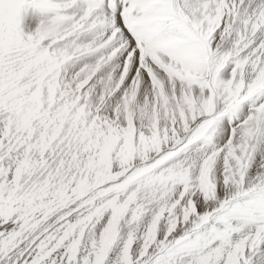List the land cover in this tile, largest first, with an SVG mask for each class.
<instances>
[{
  "label": "snow or ice",
  "instance_id": "snow-or-ice-1",
  "mask_svg": "<svg viewBox=\"0 0 264 264\" xmlns=\"http://www.w3.org/2000/svg\"><path fill=\"white\" fill-rule=\"evenodd\" d=\"M0 264H264V0H0Z\"/></svg>",
  "mask_w": 264,
  "mask_h": 264
}]
</instances>
